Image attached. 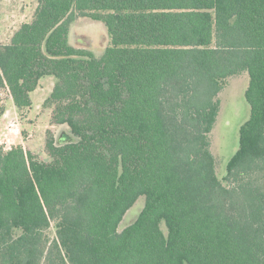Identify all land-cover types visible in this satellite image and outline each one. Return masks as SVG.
<instances>
[{
	"label": "trees",
	"instance_id": "16d2710c",
	"mask_svg": "<svg viewBox=\"0 0 264 264\" xmlns=\"http://www.w3.org/2000/svg\"><path fill=\"white\" fill-rule=\"evenodd\" d=\"M79 17L106 24L101 55L71 43ZM245 71L221 179L210 133ZM46 77L65 128L48 161L0 145V264H264V0H37L0 44V91L31 108Z\"/></svg>",
	"mask_w": 264,
	"mask_h": 264
},
{
	"label": "rangeland",
	"instance_id": "374dc122",
	"mask_svg": "<svg viewBox=\"0 0 264 264\" xmlns=\"http://www.w3.org/2000/svg\"><path fill=\"white\" fill-rule=\"evenodd\" d=\"M36 8L37 0H0V44L8 43L19 26L32 19ZM70 40L76 46L91 48L97 55H101L110 46L106 24L87 17H79L73 22ZM248 85L249 74L245 71L230 77L219 94L220 111L210 138L216 171L221 179L226 176L228 162L239 148L240 128L251 115V107L245 97ZM53 87L52 78L42 79L40 86L32 94L33 107L20 111L14 106L9 92L0 91V145L9 149L23 144L36 152L42 160H49L44 149L47 130L58 135L65 128L51 124V109L43 105ZM144 202L145 197L142 196L127 211L120 229L134 221Z\"/></svg>",
	"mask_w": 264,
	"mask_h": 264
},
{
	"label": "built area",
	"instance_id": "2783aa9c",
	"mask_svg": "<svg viewBox=\"0 0 264 264\" xmlns=\"http://www.w3.org/2000/svg\"><path fill=\"white\" fill-rule=\"evenodd\" d=\"M10 129H12V128H10Z\"/></svg>",
	"mask_w": 264,
	"mask_h": 264
},
{
	"label": "crops",
	"instance_id": "0c3cea01",
	"mask_svg": "<svg viewBox=\"0 0 264 264\" xmlns=\"http://www.w3.org/2000/svg\"><path fill=\"white\" fill-rule=\"evenodd\" d=\"M15 106V105H14ZM13 129V128H12Z\"/></svg>",
	"mask_w": 264,
	"mask_h": 264
}]
</instances>
